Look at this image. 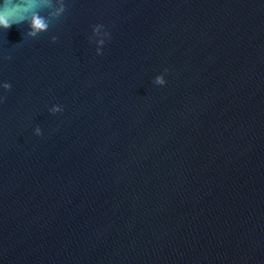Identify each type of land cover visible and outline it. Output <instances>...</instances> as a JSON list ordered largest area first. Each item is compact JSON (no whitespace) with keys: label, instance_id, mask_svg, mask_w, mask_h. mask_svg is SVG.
Instances as JSON below:
<instances>
[{"label":"water","instance_id":"water-1","mask_svg":"<svg viewBox=\"0 0 264 264\" xmlns=\"http://www.w3.org/2000/svg\"><path fill=\"white\" fill-rule=\"evenodd\" d=\"M11 2L0 264H264V0Z\"/></svg>","mask_w":264,"mask_h":264},{"label":"clouds","instance_id":"clouds-1","mask_svg":"<svg viewBox=\"0 0 264 264\" xmlns=\"http://www.w3.org/2000/svg\"><path fill=\"white\" fill-rule=\"evenodd\" d=\"M33 3H36L37 0H32ZM21 8L14 5L11 0H5V3L0 7V28L9 29L14 24L19 25L25 22V12L26 9H22L24 14H19ZM27 22L30 26V35H36L37 32L46 29L47 24L43 18H41L37 13H33L31 17L27 18Z\"/></svg>","mask_w":264,"mask_h":264}]
</instances>
